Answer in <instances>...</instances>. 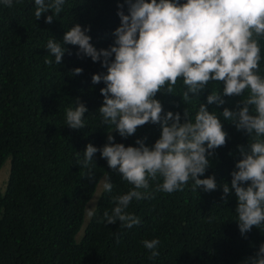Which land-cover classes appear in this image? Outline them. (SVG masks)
I'll return each mask as SVG.
<instances>
[{"label":"trees","instance_id":"obj_1","mask_svg":"<svg viewBox=\"0 0 264 264\" xmlns=\"http://www.w3.org/2000/svg\"><path fill=\"white\" fill-rule=\"evenodd\" d=\"M117 2L67 0L59 17L46 24L45 16L52 13L36 20L34 0L18 4L13 0L11 8L0 0V167L10 158L6 189L0 192V264H250L249 258L264 243V227H253L242 236L235 221L234 191L225 202L220 187L224 183L231 186L230 174L241 158L237 145L246 146L248 137L222 117L227 143L216 149L210 157L211 166L200 177L214 175L217 190L193 191L194 182H189L184 191L134 200L127 211L140 217L141 223L131 229H120L119 222H99L105 210L111 212L112 197L127 193L132 185L112 172L99 152L90 165V178L85 175L88 169L76 163V152L82 159L87 144L101 148L109 134L115 143L125 146H138L135 141L141 138L152 146L161 128L145 124L127 139L114 130L109 133L112 126L104 125L98 112L103 102L100 89L105 85L91 82L93 74L106 73V69L90 57L78 56V46L72 45H65L71 54L66 52L62 63L56 65L45 46L50 37L62 42L65 32L79 23L90 26L86 34L97 50L107 49L120 25ZM124 10L127 14V5ZM260 46L264 57V39ZM45 59H52L53 64L46 65ZM77 67L83 69L82 74L70 75ZM260 68L264 75V59ZM222 87V83L213 82L198 98L184 104L179 81L174 95L158 93L156 98L165 112H180L183 122L186 107L194 117L209 91ZM77 97L88 112L86 127L74 130L65 124V109L74 107ZM241 99L225 97L224 105H208V109L219 114L224 107L235 109ZM106 176L111 177L113 190L102 189L93 215L77 239L85 206ZM155 183L150 181V186ZM154 238L161 240L160 256L149 259L142 241Z\"/></svg>","mask_w":264,"mask_h":264},{"label":"clouds","instance_id":"obj_2","mask_svg":"<svg viewBox=\"0 0 264 264\" xmlns=\"http://www.w3.org/2000/svg\"><path fill=\"white\" fill-rule=\"evenodd\" d=\"M21 0H16L20 3ZM67 0H34V16L43 14L46 24H52L63 12ZM9 8L13 0H3ZM127 5V14L125 13ZM120 25L112 33L114 42L107 49L95 48L89 27L74 24L63 36V41L50 37L45 49L55 58V64L69 50L65 45L78 46L77 55L99 62L106 73L93 74V85L103 97L98 112L104 125L112 126L120 137L135 135L145 124L159 125L160 137L152 146L146 138L135 141L138 146L115 143L109 134L101 148L89 143L76 152V163L88 169L97 152L107 161L112 172L132 188L125 194L112 197L111 212L105 210L100 223L119 222L120 229H131L141 223L140 217L127 211L131 202L148 200L156 193L172 194L184 191L189 182L192 190H217L214 175L201 179L211 166L210 157L227 143L221 118L248 137L247 145H237L240 159L231 172V186L224 183L221 199L234 191L237 200L236 222L242 236L253 227H264V75L261 74L260 40L264 39V0H123L117 2ZM69 54H71L69 52ZM51 66L52 59H45ZM74 68L70 75L82 74ZM182 81L180 95L188 104L213 82L222 83V90H211L206 103H199L194 117L187 107L181 113L165 112L157 94L174 95ZM245 93L247 96L245 97ZM243 97L235 109L224 107L221 113L209 111L208 105L222 106L225 97ZM87 107L75 99V106L65 109V124L74 130L86 127ZM231 155V153H229ZM150 181H156L150 186ZM103 190L111 193L113 183L106 176ZM90 216L93 212L88 213ZM211 217L209 222H211ZM119 236L117 235V242ZM149 251V259L160 256L161 240L142 241ZM250 264H264V243H261Z\"/></svg>","mask_w":264,"mask_h":264},{"label":"rangeland","instance_id":"obj_3","mask_svg":"<svg viewBox=\"0 0 264 264\" xmlns=\"http://www.w3.org/2000/svg\"><path fill=\"white\" fill-rule=\"evenodd\" d=\"M9 170H10V158H7L5 162L2 164L0 167V192L3 193L6 189L7 181H8V175H9ZM105 177H102L99 183L96 186V190L91 197V199L87 202L85 206V211H84V219L82 222L81 230L77 234V239H79L82 235L83 229L86 226V224L89 222L91 216L88 214L90 211L93 212L98 197L103 189L102 183ZM238 264H247L246 261H242Z\"/></svg>","mask_w":264,"mask_h":264}]
</instances>
